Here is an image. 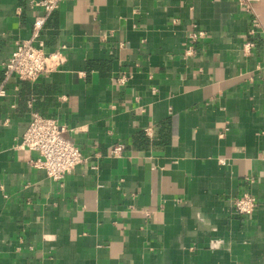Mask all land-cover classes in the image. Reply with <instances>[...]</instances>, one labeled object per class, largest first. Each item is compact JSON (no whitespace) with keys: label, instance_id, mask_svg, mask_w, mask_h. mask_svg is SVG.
<instances>
[{"label":"crops","instance_id":"obj_1","mask_svg":"<svg viewBox=\"0 0 264 264\" xmlns=\"http://www.w3.org/2000/svg\"><path fill=\"white\" fill-rule=\"evenodd\" d=\"M33 1L0 0V82ZM41 33L65 62L0 96V264H264V0H63ZM35 113L82 151L61 180L14 148Z\"/></svg>","mask_w":264,"mask_h":264},{"label":"built area","instance_id":"obj_2","mask_svg":"<svg viewBox=\"0 0 264 264\" xmlns=\"http://www.w3.org/2000/svg\"><path fill=\"white\" fill-rule=\"evenodd\" d=\"M61 1L63 0H35L32 2L33 6L42 12L35 15L29 38L17 42L10 56L3 63L0 96L5 95V84L12 76L22 80H35L41 74L56 70L65 62V53L61 49L45 52L43 50L44 42L39 40L47 17L58 8ZM253 22L255 25L258 24L256 18ZM203 34V31H193L189 33V37L195 40L202 37ZM35 41L38 42V45H35ZM253 45V42H245V51L249 52ZM187 53L190 54L191 50H188ZM24 127L14 148L35 152L36 156L30 160V165L44 170L51 179L61 180L85 160L79 147L66 137L65 133L69 130L61 125L56 118L35 113ZM122 148L121 144L112 146L109 149V155L120 156ZM256 203L257 199L250 194H244L234 200L235 210L240 214L251 213L255 210Z\"/></svg>","mask_w":264,"mask_h":264}]
</instances>
